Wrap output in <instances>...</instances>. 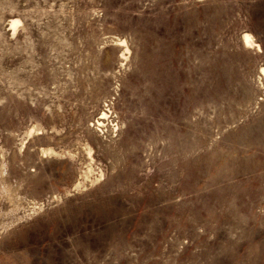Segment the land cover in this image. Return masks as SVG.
Returning <instances> with one entry per match:
<instances>
[{
    "label": "rangeland",
    "instance_id": "rangeland-1",
    "mask_svg": "<svg viewBox=\"0 0 264 264\" xmlns=\"http://www.w3.org/2000/svg\"><path fill=\"white\" fill-rule=\"evenodd\" d=\"M261 67L264 0H0V264H264Z\"/></svg>",
    "mask_w": 264,
    "mask_h": 264
},
{
    "label": "bare ground",
    "instance_id": "bare-ground-1",
    "mask_svg": "<svg viewBox=\"0 0 264 264\" xmlns=\"http://www.w3.org/2000/svg\"><path fill=\"white\" fill-rule=\"evenodd\" d=\"M18 22H19L18 19H12V21H11V25H12L13 27H15L16 24H17ZM250 38H251V36H250L248 33H247V34H244V39H245L244 42H249V41H251ZM261 72L264 74V67H261ZM101 113H102L101 116H104V115H105L104 112H101ZM104 117H105V116H104Z\"/></svg>",
    "mask_w": 264,
    "mask_h": 264
}]
</instances>
